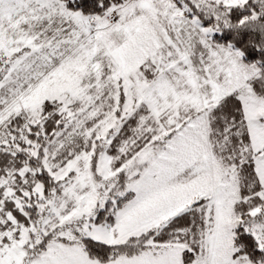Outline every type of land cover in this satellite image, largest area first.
Listing matches in <instances>:
<instances>
[{
  "label": "snow or ice",
  "instance_id": "snow-or-ice-1",
  "mask_svg": "<svg viewBox=\"0 0 264 264\" xmlns=\"http://www.w3.org/2000/svg\"><path fill=\"white\" fill-rule=\"evenodd\" d=\"M0 264H264V0H0Z\"/></svg>",
  "mask_w": 264,
  "mask_h": 264
}]
</instances>
